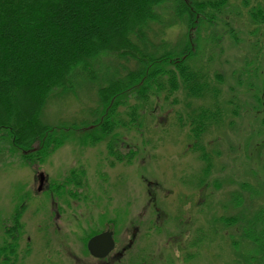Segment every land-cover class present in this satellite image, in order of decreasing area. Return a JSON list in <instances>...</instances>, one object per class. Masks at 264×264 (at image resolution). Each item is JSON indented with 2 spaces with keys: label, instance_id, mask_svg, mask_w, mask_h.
<instances>
[{
  "label": "rangeland",
  "instance_id": "rangeland-1",
  "mask_svg": "<svg viewBox=\"0 0 264 264\" xmlns=\"http://www.w3.org/2000/svg\"><path fill=\"white\" fill-rule=\"evenodd\" d=\"M171 6L173 0L165 20ZM258 8L264 17V0H230L222 12H208L213 23L199 29L195 65L207 72L217 97L190 99L181 84L171 93L166 79L135 86L119 98L125 102L117 111L120 124L98 140L101 130L89 126L104 116L93 113L97 82L106 67L122 75V68L135 67L102 57L95 65L98 81L46 108L44 121L60 126L56 137L63 140L49 156L24 158L2 132L0 264H244L233 248L243 226L233 199L243 198V212L264 206V22L257 23ZM153 29L166 34L161 38L170 47L188 34L182 23ZM132 108L138 120L126 127ZM202 109L218 114L196 140L192 117ZM203 153L211 158L210 171ZM73 171L80 174L78 185ZM17 213V247L10 254L3 249L13 243L7 230ZM237 215L236 225L221 224ZM107 230L114 231L116 248L97 260L87 242Z\"/></svg>",
  "mask_w": 264,
  "mask_h": 264
},
{
  "label": "trees",
  "instance_id": "trees-1",
  "mask_svg": "<svg viewBox=\"0 0 264 264\" xmlns=\"http://www.w3.org/2000/svg\"><path fill=\"white\" fill-rule=\"evenodd\" d=\"M168 1L0 0V140L2 132L7 131L12 144L26 154L24 158L49 156L63 140L56 137L60 126L44 121L46 108L65 97H76L78 89L98 81L95 65L102 57H118L133 62L135 67L122 68L124 75L106 67L97 82V109L93 113L104 116L89 122V126L101 130L99 135H92L98 140L120 124L116 121L117 111L125 102L119 98L135 86L142 87L156 79L160 85L166 79L171 93L179 90L181 84L190 99L217 97L218 90L209 83L207 72L195 65L200 58L196 40L201 26L213 23L208 12H222L230 0H173L170 17L165 20ZM258 13L261 15L257 23L262 24L264 17L259 8L254 14L256 19ZM181 23L187 26L188 34L176 47L168 46L161 38L165 33L153 29L159 26L166 30ZM159 37L160 43H156ZM171 66L173 69H168ZM5 75L6 79H2ZM140 96L147 97L146 89L141 90ZM131 110L126 127L134 126L138 120L137 110ZM217 114L203 109L194 112L196 140L207 132L209 122ZM22 115L28 120L22 122ZM203 158L210 171L211 158L205 153ZM71 176L78 185L80 174L73 171ZM240 198L233 199V206L243 219L240 235L233 244L235 255L244 264H264V206L243 212L244 200ZM19 218L17 213L13 243L3 249L11 248L10 254L16 251ZM236 218H221V224L232 227L239 221L238 215Z\"/></svg>",
  "mask_w": 264,
  "mask_h": 264
},
{
  "label": "water",
  "instance_id": "water-1",
  "mask_svg": "<svg viewBox=\"0 0 264 264\" xmlns=\"http://www.w3.org/2000/svg\"><path fill=\"white\" fill-rule=\"evenodd\" d=\"M44 174L40 175L41 186L39 191L42 190V184L44 182ZM115 248V241L112 231H106L99 235L94 236L88 242V250L90 254L98 259H104L108 257Z\"/></svg>",
  "mask_w": 264,
  "mask_h": 264
},
{
  "label": "flooded vegetation",
  "instance_id": "flooded-vegetation-1",
  "mask_svg": "<svg viewBox=\"0 0 264 264\" xmlns=\"http://www.w3.org/2000/svg\"><path fill=\"white\" fill-rule=\"evenodd\" d=\"M13 228H14V227H12V228H10V229L7 230V233H8L7 235L11 237V240H13V238H14V235H13L14 233H13V231H12ZM11 243H12V242H11ZM8 246H10V245H8ZM180 249H181V248H180ZM3 252H10V250H9V249H6V250H4Z\"/></svg>",
  "mask_w": 264,
  "mask_h": 264
}]
</instances>
